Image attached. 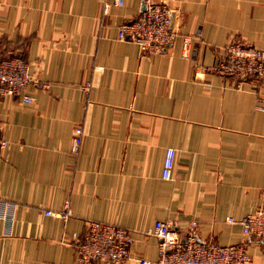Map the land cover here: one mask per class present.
<instances>
[{
  "label": "crops",
  "instance_id": "0c3cea01",
  "mask_svg": "<svg viewBox=\"0 0 264 264\" xmlns=\"http://www.w3.org/2000/svg\"><path fill=\"white\" fill-rule=\"evenodd\" d=\"M149 2L175 20L158 54L118 37ZM235 40L264 51V0H0L1 57L25 59L35 81L33 103L0 94V264H76L89 221L128 229L123 264L159 259L157 221L183 240L197 222L199 242L244 244L264 264V241L227 222L264 202V84L218 70Z\"/></svg>",
  "mask_w": 264,
  "mask_h": 264
},
{
  "label": "built area",
  "instance_id": "2783aa9c",
  "mask_svg": "<svg viewBox=\"0 0 264 264\" xmlns=\"http://www.w3.org/2000/svg\"><path fill=\"white\" fill-rule=\"evenodd\" d=\"M111 0H105L109 2ZM115 6H120L123 0H113ZM173 10L165 3L147 4L134 20L119 28L118 37L139 46L145 54H158L161 45L174 41L177 32L174 28ZM189 38L183 44V56L188 57ZM224 55L218 65L222 75L234 76L239 83L250 82L259 87L264 84V51L242 41H232L224 48ZM35 82L30 71V64L21 57H1L0 46V94L1 96H20L25 104L35 102V98L26 94L27 88ZM47 88V85H40ZM87 85L86 92L89 93ZM84 137L83 125L78 124L73 129V153H78ZM9 148V141L2 137L0 128V152ZM175 151L169 149L166 153L162 178L170 180L175 168ZM47 216L55 215L67 220L71 213L63 211L54 213L46 211ZM230 224H238L247 236H254L264 241V202L257 210L246 217L237 220L233 217L227 220ZM198 223L189 226L185 240L181 239L176 227L164 221L154 225V236L160 240L157 261L132 259L137 264H254L253 257L244 244L221 246L213 241L199 242L196 235ZM76 238V236H74ZM76 264H123L131 260L128 229L109 222L89 221L86 236L76 240Z\"/></svg>",
  "mask_w": 264,
  "mask_h": 264
}]
</instances>
